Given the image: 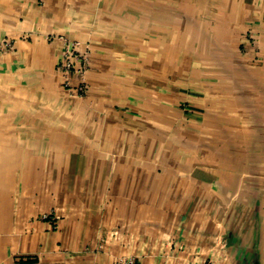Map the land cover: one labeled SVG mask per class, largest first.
Instances as JSON below:
<instances>
[{"label":"crops","instance_id":"1","mask_svg":"<svg viewBox=\"0 0 264 264\" xmlns=\"http://www.w3.org/2000/svg\"><path fill=\"white\" fill-rule=\"evenodd\" d=\"M128 255L264 264V0H0V264Z\"/></svg>","mask_w":264,"mask_h":264},{"label":"rangeland","instance_id":"2","mask_svg":"<svg viewBox=\"0 0 264 264\" xmlns=\"http://www.w3.org/2000/svg\"><path fill=\"white\" fill-rule=\"evenodd\" d=\"M81 42L77 40L71 41L69 44L66 45L65 53L63 56V59L59 62V68L64 71V75L66 77V74L69 73V70L74 69L77 74L80 76V81L76 85H74L73 92L76 93L78 96L82 97L86 93V83L83 74H85V71L88 67L87 64V51L83 49L81 46ZM70 63V67L68 68ZM69 82V80L66 78L64 82ZM66 85V84H65ZM81 86V88H78V86ZM71 87L69 84L66 85V87Z\"/></svg>","mask_w":264,"mask_h":264},{"label":"built area","instance_id":"3","mask_svg":"<svg viewBox=\"0 0 264 264\" xmlns=\"http://www.w3.org/2000/svg\"><path fill=\"white\" fill-rule=\"evenodd\" d=\"M5 44H8L9 42L7 40L4 41ZM69 66H71L70 63H68ZM78 88H81L79 85ZM114 264H137L135 256L128 255V256H118L114 260ZM207 264H214L213 262H208Z\"/></svg>","mask_w":264,"mask_h":264},{"label":"water","instance_id":"4","mask_svg":"<svg viewBox=\"0 0 264 264\" xmlns=\"http://www.w3.org/2000/svg\"><path fill=\"white\" fill-rule=\"evenodd\" d=\"M255 264H257V263H255Z\"/></svg>","mask_w":264,"mask_h":264}]
</instances>
